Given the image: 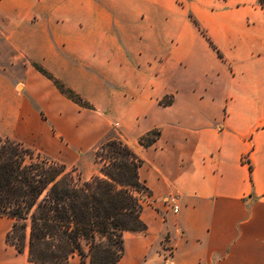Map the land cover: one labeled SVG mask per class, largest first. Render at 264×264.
<instances>
[{
    "label": "crops",
    "instance_id": "obj_1",
    "mask_svg": "<svg viewBox=\"0 0 264 264\" xmlns=\"http://www.w3.org/2000/svg\"><path fill=\"white\" fill-rule=\"evenodd\" d=\"M33 63L90 108L60 94ZM114 122L142 161L150 204L140 214L145 233H123L116 264H264V14L256 0H0V136L82 165L114 138ZM152 131L155 141L140 145ZM169 195L176 212L163 204ZM12 223L0 216V264H33L6 244Z\"/></svg>",
    "mask_w": 264,
    "mask_h": 264
},
{
    "label": "trees",
    "instance_id": "obj_2",
    "mask_svg": "<svg viewBox=\"0 0 264 264\" xmlns=\"http://www.w3.org/2000/svg\"><path fill=\"white\" fill-rule=\"evenodd\" d=\"M256 2L264 14V0ZM32 67L60 94L90 108L42 67ZM157 137L152 131L138 143L147 147ZM93 161L97 173L84 180L74 168L0 136V216L13 220L6 244L33 264H68L73 255L80 264H116L124 252L123 233L146 231L140 214L149 191L138 175L142 161L120 138L96 147Z\"/></svg>",
    "mask_w": 264,
    "mask_h": 264
},
{
    "label": "rangeland",
    "instance_id": "obj_3",
    "mask_svg": "<svg viewBox=\"0 0 264 264\" xmlns=\"http://www.w3.org/2000/svg\"><path fill=\"white\" fill-rule=\"evenodd\" d=\"M199 32H200V34L202 35V34H205L204 32H203V30H199ZM86 103V102H85ZM160 103H162V104H166V103H168V99H167V97L166 98H164V99H162L161 100V102ZM119 135H120V131H119V125L116 123V122H114V123H112L111 125H110V138L111 137H118L119 138ZM90 159H89V161H87V163H83L82 165H65V164H63V165H65L66 167H67V169H71V168H74L78 173H80V175H81V177H82V179H84V180H88V179H90V178H86L85 176L86 175H83L82 176V171L84 170V171H86L87 173L86 174H94L95 172L97 173V168H98V165L97 164H95L94 163V161H93V153H91L90 154V157H89ZM56 162H59V163H61L60 161H56ZM147 199V196L144 198V201H143V206L144 205H150V204H148V201L146 200ZM74 256V255H73ZM75 256H77V255H75ZM78 257V256H77ZM79 258V257H78Z\"/></svg>",
    "mask_w": 264,
    "mask_h": 264
},
{
    "label": "built area",
    "instance_id": "obj_4",
    "mask_svg": "<svg viewBox=\"0 0 264 264\" xmlns=\"http://www.w3.org/2000/svg\"><path fill=\"white\" fill-rule=\"evenodd\" d=\"M163 204L166 208L171 209L173 212L177 211V198L175 196H167L163 199Z\"/></svg>",
    "mask_w": 264,
    "mask_h": 264
}]
</instances>
